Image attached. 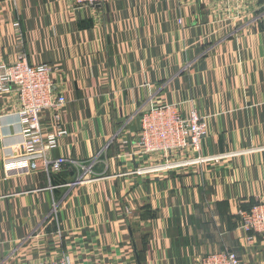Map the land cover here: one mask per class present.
Listing matches in <instances>:
<instances>
[{
  "label": "crops",
  "instance_id": "obj_1",
  "mask_svg": "<svg viewBox=\"0 0 264 264\" xmlns=\"http://www.w3.org/2000/svg\"><path fill=\"white\" fill-rule=\"evenodd\" d=\"M15 23L29 61L55 68L67 134L49 155L69 161L7 167L30 157L16 94L0 93V264H197L222 249L264 264L239 214L264 202L263 0H0V65ZM161 103L205 117L215 160L150 169L163 160L137 154L140 118Z\"/></svg>",
  "mask_w": 264,
  "mask_h": 264
},
{
  "label": "built area",
  "instance_id": "obj_2",
  "mask_svg": "<svg viewBox=\"0 0 264 264\" xmlns=\"http://www.w3.org/2000/svg\"><path fill=\"white\" fill-rule=\"evenodd\" d=\"M72 1L76 5L91 7L102 2V0ZM14 27L15 58L10 63L0 65V93L13 90L16 94L24 155L30 158L14 160L6 166L20 169L28 165L30 169H35L36 161L39 160L45 169L58 172L69 160L62 156L51 157L49 153L67 134V128L63 123V109L67 100L63 94L53 90L52 74L55 68L45 63H31L24 48L21 28L18 23H15ZM46 113L47 117L44 116ZM207 134L205 117L196 112L191 111L189 116H183L175 104H153L141 114L137 154L144 159L163 160L150 168L153 171L173 170L193 163L213 161L216 158L201 154L202 142ZM177 158L184 159L178 161ZM28 159L30 160L27 161ZM77 165L85 172H90L87 166L80 163ZM239 214L240 228L248 241H252L256 235H264V202L259 201L249 210L240 211ZM29 264H70V259L66 255L56 259L43 257ZM197 264H241V260L234 251L222 249L200 257Z\"/></svg>",
  "mask_w": 264,
  "mask_h": 264
},
{
  "label": "rangeland",
  "instance_id": "obj_3",
  "mask_svg": "<svg viewBox=\"0 0 264 264\" xmlns=\"http://www.w3.org/2000/svg\"><path fill=\"white\" fill-rule=\"evenodd\" d=\"M78 6H84V5H78Z\"/></svg>",
  "mask_w": 264,
  "mask_h": 264
}]
</instances>
